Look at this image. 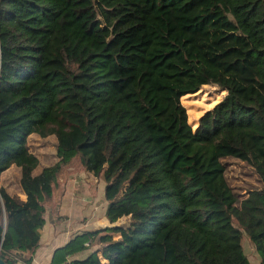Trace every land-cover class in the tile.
<instances>
[{"label": "trees", "instance_id": "obj_1", "mask_svg": "<svg viewBox=\"0 0 264 264\" xmlns=\"http://www.w3.org/2000/svg\"><path fill=\"white\" fill-rule=\"evenodd\" d=\"M206 86L224 96L192 128L180 99ZM32 136L55 140L38 175ZM225 158L259 183L238 207ZM74 162L104 184L106 226L59 263L248 264L244 234L264 264V0H0V174L24 196L0 184L4 263L38 247Z\"/></svg>", "mask_w": 264, "mask_h": 264}, {"label": "rangeland", "instance_id": "obj_2", "mask_svg": "<svg viewBox=\"0 0 264 264\" xmlns=\"http://www.w3.org/2000/svg\"><path fill=\"white\" fill-rule=\"evenodd\" d=\"M224 96V93L215 86H206L201 88L196 94L191 96H185L180 99V104L186 110L188 124L195 127V121L204 112L210 110L217 102H219ZM29 151L38 159V165L34 170V174H39L40 171L51 166L55 162V140L53 137H48L46 139H39L36 136L30 137L28 140ZM225 168V178L228 185L236 194L235 206L238 207L239 202L246 197L249 191L258 188L259 183L257 177L253 174V171L245 164L232 159L225 158L222 160ZM16 175L11 174L9 179H6L8 192L12 193L17 189L18 182V171L15 169ZM78 173L81 174L79 178ZM58 183L52 190L50 202L47 204L51 208L52 216L57 217L59 224L63 227L77 228L79 226L87 228L88 230H97L105 226L104 214L106 209V203L103 199V191L101 195L100 184L104 188V184L98 180H95L87 176L79 164L74 162L71 168L65 169L58 176ZM70 177V178H69ZM84 179L86 184V189L84 195L87 199H90V203L87 200L88 207L87 212L84 214H75L76 211L62 212L58 215L56 212L57 208L62 202L63 191L65 189L64 183L69 186H74L78 183V180ZM71 202L74 201V191L68 192ZM77 196V195H76ZM69 202V201H67ZM70 202V203H71ZM86 213V214H85ZM79 222V223H77ZM120 225L123 224L119 223ZM77 232H74L75 235ZM242 253L246 257L248 264H259L258 255L255 253L254 249L248 243L247 237L243 234L241 240Z\"/></svg>", "mask_w": 264, "mask_h": 264}, {"label": "crops", "instance_id": "obj_3", "mask_svg": "<svg viewBox=\"0 0 264 264\" xmlns=\"http://www.w3.org/2000/svg\"><path fill=\"white\" fill-rule=\"evenodd\" d=\"M68 168H71V166ZM15 169L16 168L11 167L4 173L0 174V184L4 187V189L7 191L8 194L15 195L20 201H23L24 196L20 193L18 187H16L17 189H15L12 193L8 192L6 179H9L11 174L16 175ZM34 175H38V174H34ZM78 176L80 178L81 174L78 173ZM60 178L61 177H59V179L57 178V181H56L57 183L60 180ZM85 185L86 184L84 183V179L78 180V183L77 184L75 183L74 186H69L67 183H64L65 189L63 191V196L61 199L62 202L59 205V208H57L56 210V212H58L57 213L58 215H60L63 211L69 212V213H72V211H76L75 214L77 215L78 214L80 215L81 213L84 214V212H87L88 204L91 201L90 199H87L86 196L84 195L83 190L86 189ZM71 190H73L75 194L73 202H71L72 199H70V196L68 194V192ZM100 190H101V195H102L103 187L101 184H100ZM87 200L89 201V203H87ZM48 207L49 206L47 204L44 206L45 208V212L43 215L44 225L39 233L38 247L32 253H16L17 257L23 258L24 260H30L29 264H51L52 260L54 259H55L56 264H62L58 262L61 260L60 258L54 257L55 252L57 250H60L66 244H68V242L75 235H78L85 231H93V230H88L87 228H84V227L81 228L79 224L77 228H75V226H73V228H70L69 226L64 228L63 225L59 224L57 217L52 216L51 208L48 209ZM105 226H103L102 228H104ZM77 231L78 233L73 235L74 232H77ZM89 252L90 251L76 253L70 258L66 257V261H69L71 259H82L85 256H87Z\"/></svg>", "mask_w": 264, "mask_h": 264}, {"label": "built area", "instance_id": "obj_4", "mask_svg": "<svg viewBox=\"0 0 264 264\" xmlns=\"http://www.w3.org/2000/svg\"><path fill=\"white\" fill-rule=\"evenodd\" d=\"M12 260H14L15 264H20V261H18L19 259L15 256H13Z\"/></svg>", "mask_w": 264, "mask_h": 264}, {"label": "water", "instance_id": "obj_5", "mask_svg": "<svg viewBox=\"0 0 264 264\" xmlns=\"http://www.w3.org/2000/svg\"><path fill=\"white\" fill-rule=\"evenodd\" d=\"M0 264H6V263H4V262L0 259Z\"/></svg>", "mask_w": 264, "mask_h": 264}]
</instances>
